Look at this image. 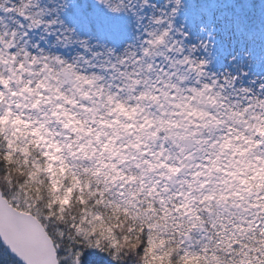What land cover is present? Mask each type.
<instances>
[{"label": "clouds", "instance_id": "obj_1", "mask_svg": "<svg viewBox=\"0 0 264 264\" xmlns=\"http://www.w3.org/2000/svg\"><path fill=\"white\" fill-rule=\"evenodd\" d=\"M0 264H264V0H0Z\"/></svg>", "mask_w": 264, "mask_h": 264}]
</instances>
